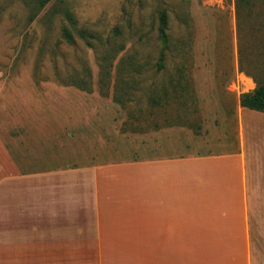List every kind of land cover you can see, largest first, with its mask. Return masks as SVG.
<instances>
[{
    "label": "crops",
    "instance_id": "crops-1",
    "mask_svg": "<svg viewBox=\"0 0 264 264\" xmlns=\"http://www.w3.org/2000/svg\"><path fill=\"white\" fill-rule=\"evenodd\" d=\"M240 73L235 63L228 78L192 79L198 124L135 151L86 154L96 128L70 127L66 105L0 109V264L92 259L69 246L114 245L75 239L117 221L156 223L160 246L210 247L191 264H264V113L240 106Z\"/></svg>",
    "mask_w": 264,
    "mask_h": 264
},
{
    "label": "rangeland",
    "instance_id": "rangeland-1",
    "mask_svg": "<svg viewBox=\"0 0 264 264\" xmlns=\"http://www.w3.org/2000/svg\"><path fill=\"white\" fill-rule=\"evenodd\" d=\"M36 8L34 0H0V109L66 105L70 127L86 120L97 129L86 135L98 141L90 147L86 137V154L114 145L135 151L160 129L197 125L195 77L222 72L216 77L228 78L237 63L243 70L237 90L247 93L264 82V0H251L240 15L235 0H50ZM161 11L167 15L164 49L157 38ZM67 12L76 29L95 33L91 47L79 38L70 45L61 41V25L70 24ZM110 226L96 232L100 238L75 241L114 245H70L69 253L92 259L54 264H191L210 248L157 245L156 223Z\"/></svg>",
    "mask_w": 264,
    "mask_h": 264
},
{
    "label": "trees",
    "instance_id": "trees-1",
    "mask_svg": "<svg viewBox=\"0 0 264 264\" xmlns=\"http://www.w3.org/2000/svg\"><path fill=\"white\" fill-rule=\"evenodd\" d=\"M37 6L36 9L44 8L50 0H34ZM251 5V0H235V13L236 15H240L245 9H247ZM67 19L70 20L69 23H63L60 27V39L62 42L66 44H73L75 42V38H79L85 41L87 47L92 46V40L96 41L95 33L89 31L86 27L81 26L79 29H76L73 26L74 19L70 16L69 12L66 13ZM167 15L164 11L158 13V26H157V38L161 43L162 49L167 47ZM114 34L119 35L120 31L117 28L113 29ZM163 51L160 52L159 60L157 63V69L160 70L163 68ZM239 71L243 72L240 64L238 66ZM247 76H251V74L244 72ZM107 74L108 71H107ZM105 72V77H106ZM253 77V76H251ZM103 78V77H100ZM256 83V82H255ZM76 88L90 93V89L88 87H81L78 85ZM103 92V88L100 87V94ZM239 104L241 107L264 113V82L261 84H257L255 88L247 93H243L239 96Z\"/></svg>",
    "mask_w": 264,
    "mask_h": 264
}]
</instances>
